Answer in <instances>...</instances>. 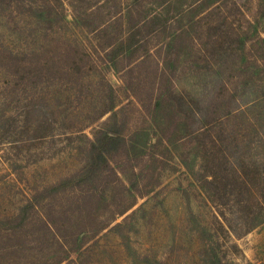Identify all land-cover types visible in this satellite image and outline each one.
Returning <instances> with one entry per match:
<instances>
[{"label":"rangeland","instance_id":"1","mask_svg":"<svg viewBox=\"0 0 264 264\" xmlns=\"http://www.w3.org/2000/svg\"><path fill=\"white\" fill-rule=\"evenodd\" d=\"M235 140L264 186V0H0V264H264L206 188Z\"/></svg>","mask_w":264,"mask_h":264},{"label":"trees","instance_id":"2","mask_svg":"<svg viewBox=\"0 0 264 264\" xmlns=\"http://www.w3.org/2000/svg\"><path fill=\"white\" fill-rule=\"evenodd\" d=\"M99 5L100 3L97 4V6ZM134 95L140 105V107L135 105L137 110L145 112L147 106L144 104V101L138 97L135 91ZM129 104L128 102L124 106L121 105L116 110H113L114 106H112L107 111L112 110L114 115H117L119 112L123 114ZM125 114L126 116L123 117L122 115V118L115 120L121 122L113 130V134L110 135V139L104 145L97 135H94L90 140L92 147L97 150L96 159L99 164L102 163L107 166L115 158L128 163L139 161L140 153H143L142 145H144H140L137 138L140 130L131 129V131L126 133L127 122L130 120V117H128L129 113L125 112ZM93 132L94 130H92ZM239 145L245 147L238 140H235L234 168L231 173L226 172L220 175L217 172H213L208 174L209 178L205 177L206 188L211 193L213 205L216 209L215 217L218 221L219 219L226 222L230 219L234 220V227H232L234 235H242L248 232L251 228L261 223L264 216V199H262L264 186L258 182L256 187L246 179V176H250V179L253 180L252 177L261 176V172L256 168V164L245 160L243 156L244 152L237 153ZM243 190L248 193V200L244 197ZM248 205L254 206V210L252 211ZM230 226L228 222V227Z\"/></svg>","mask_w":264,"mask_h":264}]
</instances>
